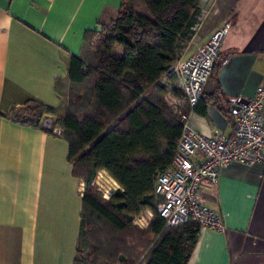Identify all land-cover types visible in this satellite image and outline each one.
I'll list each match as a JSON object with an SVG mask.
<instances>
[{"label":"crops","instance_id":"crops-1","mask_svg":"<svg viewBox=\"0 0 264 264\" xmlns=\"http://www.w3.org/2000/svg\"><path fill=\"white\" fill-rule=\"evenodd\" d=\"M122 5L123 0H0V264L75 262L85 184L68 160L63 129L57 119L47 131L10 115L28 102L57 108L55 86L67 81L68 58L79 55L86 35L115 21ZM197 9L196 24L189 37L179 38L163 86L182 91L180 63L226 28L220 53L225 63L215 68L201 96L206 115L190 112L189 124L206 137L232 136L237 115L227 99L248 100L264 82V0H200ZM180 103L177 110L184 113ZM100 173L114 191L121 189ZM202 200L222 217L225 231H200L187 264H264V167L230 164L215 187L203 189ZM146 219L137 221L148 225Z\"/></svg>","mask_w":264,"mask_h":264},{"label":"trees","instance_id":"trees-1","mask_svg":"<svg viewBox=\"0 0 264 264\" xmlns=\"http://www.w3.org/2000/svg\"><path fill=\"white\" fill-rule=\"evenodd\" d=\"M199 1L141 0L139 7L136 0H123L114 23L86 35L79 55L68 58L67 81H57L55 86L61 97L57 108L28 102L12 110L14 121L47 131L52 126L44 128L43 121L50 118L53 125L57 119L74 172L75 163L89 169L82 178L83 212L74 264H80L82 249L93 240L94 232L86 228V213L115 234L127 231L142 213L152 214L147 232L156 240L135 242V255L128 264H187L190 260L199 225L166 226L156 211L161 199L154 195L153 187L156 176L173 164L182 134L178 116L169 109L164 96L169 93L184 102L186 111L189 109L180 89L167 91L158 82L171 73L179 38L190 36ZM224 63L220 54L210 78ZM86 83L91 100L85 110L80 112L73 105L65 108L63 90ZM206 106L201 97L193 112L205 116ZM99 171L106 172L121 188L108 200L93 186ZM92 264L109 261L97 258Z\"/></svg>","mask_w":264,"mask_h":264},{"label":"built area","instance_id":"built-area-1","mask_svg":"<svg viewBox=\"0 0 264 264\" xmlns=\"http://www.w3.org/2000/svg\"><path fill=\"white\" fill-rule=\"evenodd\" d=\"M225 37L226 28L214 32L177 68L189 113L178 114L182 134L173 164L156 176L153 187L154 195L161 199L156 211L169 227L194 222L200 231L224 233L222 217L203 203V189L215 187L220 172L232 163L264 167V82L236 116L232 136L206 137L189 124V114L210 79ZM180 102L166 101L167 106L175 110L182 105ZM55 132L60 134V130Z\"/></svg>","mask_w":264,"mask_h":264},{"label":"rangeland","instance_id":"rangeland-1","mask_svg":"<svg viewBox=\"0 0 264 264\" xmlns=\"http://www.w3.org/2000/svg\"><path fill=\"white\" fill-rule=\"evenodd\" d=\"M135 4L139 7L142 6L141 0H136ZM113 23L114 21L103 25L102 27H109ZM90 39L91 37L87 39L86 43H88ZM118 54H120V52H118ZM164 78L165 77H163L158 82V85L165 86L166 80ZM62 90L63 89H61V91ZM63 91L64 92H62V94L64 93L63 98L65 102L64 107L68 109L73 105L78 111L83 112L87 107L88 102L91 100V94L89 91L88 83L79 87L67 86L66 90ZM148 93H150V91ZM164 100L168 101L169 103L172 102L170 95H165ZM169 109L174 115L177 116L178 114L183 113L181 111L175 110L174 107H169ZM76 161L77 160H75V162ZM88 170L89 169L87 166L75 163V172L80 177V179L84 178ZM93 180L94 188L96 190L99 189V191L97 190V192L101 196L104 195L105 199H109L108 194H110L111 192L115 193L117 190H119L115 189L114 191V188H116L115 184H113L103 173H100L99 175L97 173ZM141 216H143L145 220H147L146 218H149L148 220H152V214L148 211L144 212L139 217L133 219L132 225L127 231L115 234V232L109 229L106 225H103L101 222L95 220L93 216H90L88 213H86V228L87 230H89V232H94V234L93 240H89V242L88 240H86L88 242V245L83 248L80 253V264H87L89 262V264H92L94 261H97V258H101L102 260H108L109 264H128L127 262L135 255L134 250L132 251V245L135 242H139L140 244L144 242H155L156 240V237H153L149 232H147L148 225H146L143 220L139 222L137 221V219ZM147 223L149 224L150 221H147ZM147 251L148 249L146 248V250H144L142 256L140 257V262H143V258L146 255Z\"/></svg>","mask_w":264,"mask_h":264},{"label":"water","instance_id":"water-1","mask_svg":"<svg viewBox=\"0 0 264 264\" xmlns=\"http://www.w3.org/2000/svg\"><path fill=\"white\" fill-rule=\"evenodd\" d=\"M230 101H232L231 112L235 115H238L248 103V100H246L245 98H237L236 100L227 99V102ZM51 126H52V119L46 118L43 121V127L49 129Z\"/></svg>","mask_w":264,"mask_h":264}]
</instances>
